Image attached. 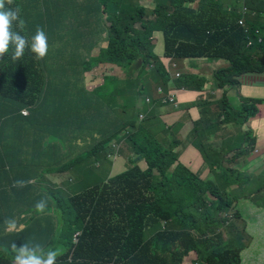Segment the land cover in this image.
<instances>
[{"label": "trees", "instance_id": "16d2710c", "mask_svg": "<svg viewBox=\"0 0 264 264\" xmlns=\"http://www.w3.org/2000/svg\"><path fill=\"white\" fill-rule=\"evenodd\" d=\"M133 1L5 0V10L18 8L23 21L22 28L13 22L12 31L30 38L42 29L48 53L37 60L26 49L13 60L10 46L0 57V264H14L13 242L56 249V264H240L243 251L256 241L245 233L250 226L246 209L259 207L264 178L246 175L240 183L228 166L251 150L254 139L241 130L237 146L219 138L231 122L241 128L246 113L255 114L254 104L222 107L217 116L210 114L215 106L210 98L188 105L199 113L188 137L199 155L189 157L180 154L182 142L169 141L172 127L166 128L153 109L139 120V99L147 96L144 78L152 75L156 88L170 82L160 56L224 62L213 74L212 86L220 90L243 74L264 73V0H244L247 30L237 25L238 9L225 10L218 0H153L148 10ZM105 21L110 23L108 46L95 55L93 40ZM58 70L75 74L64 125L81 144L74 159L68 148L62 158L57 152L55 163H64L60 172L77 171L90 189L70 195L71 188L31 185V209L21 225L13 214L18 205L11 201L17 182L38 175L44 167L39 155L49 158L51 149L37 142L24 149L17 136L30 130L34 114L48 106ZM88 73L94 77L85 84ZM177 86L203 89L196 75H182ZM109 143H125L132 156L124 172L99 182L94 165L110 164L103 150ZM18 169L24 178H11ZM41 199L47 200L44 213L35 208ZM8 220L16 222L14 230ZM191 253L194 258L185 262Z\"/></svg>", "mask_w": 264, "mask_h": 264}, {"label": "crops", "instance_id": "0c3cea01", "mask_svg": "<svg viewBox=\"0 0 264 264\" xmlns=\"http://www.w3.org/2000/svg\"><path fill=\"white\" fill-rule=\"evenodd\" d=\"M79 3L83 2L86 5L88 0H72ZM96 1V0H94ZM220 5L225 10L239 9L244 0H218ZM141 5L144 6V1H141ZM149 5L153 8L154 1L151 0ZM245 5V3H244ZM246 6V5H245ZM105 16L104 18H106ZM82 17L81 19H83ZM94 20H91L93 22ZM105 26L102 27L98 33L97 37L93 40L96 44L106 37V21ZM105 47L106 44H101ZM163 64H168L169 59L166 56H160ZM173 62L176 64V70L180 75H196L200 82L202 83V91H189L187 88H182L177 86V80L174 79V72L172 73L173 81L162 88L166 93H160L162 96H158V89H155L156 97L151 98V101H155L152 104V109L154 112L158 113L162 121L165 123L166 128L172 127L170 130L169 141L170 142H182L185 148L181 147L180 154L184 156H195L199 155L198 151L191 146L188 142L189 134L191 131L192 122L199 118V113L196 107L187 106L198 100H203L205 98H210L214 102V93L210 92L208 88L213 87L214 83L213 74L218 69L225 67V63L222 61H201L198 59H174ZM60 69V68H59ZM66 77V78H65ZM94 75L88 73L84 76L85 84H89V81L93 79ZM120 78H124L125 75L121 73ZM75 74L67 71H57L52 77L53 83L50 88L54 90L53 93L47 95L46 103L47 107L42 108L40 112L34 114L31 119V126L25 128L26 133L21 136H17V144L21 145L22 148L27 149V147L37 142L39 146L49 147L50 154L49 158H44L39 155L40 160L44 163L43 168H39L38 175L33 176L30 182H20L16 187L18 189L17 195L11 198L13 203H16L18 207L14 211L15 220L21 223L22 216L26 215V212L31 209L30 202L32 199L31 191L29 187L34 185L39 189L47 188H57L65 187L72 188L73 186L81 183L79 178V173L73 169L67 170L65 172H60L64 168V163H55V155L60 151V156L66 153L68 148L70 149L71 159L79 154V146L81 140L78 137L70 134L66 126L64 125V119L67 113V108L70 105L68 100L71 92L74 88ZM70 81V84L65 83ZM144 86L149 84L153 86L152 75L143 79ZM220 92V89H215ZM228 98L231 101L232 108H250V103L254 104L256 109L255 114L250 117L249 113H246V120L242 127L239 128L233 122L229 123L226 129H224L220 135V140L228 141L232 143L235 141L234 146H237L238 138H241L242 134H238V130L248 133L249 139H254V144L252 150L256 152L246 159L242 160L240 156L235 157V159L228 165L232 168V171L236 170H246L251 174L263 173L264 172V73L260 72H250L243 74L236 78L235 83L231 85L228 89ZM174 94V103L163 104L162 99L168 95ZM142 103V107L145 105L143 101L139 99V104ZM72 117V116H71ZM177 125H180L177 128ZM25 126H21V129ZM182 145V146H183ZM76 146V147H75ZM75 147V150H74ZM66 148V149H65ZM213 149H217L215 137L213 138ZM256 150V151H255ZM250 152V151H248ZM23 157H28L27 154H23ZM128 163L126 160L119 156L117 159V164H109V174L107 178H111L117 174L124 172L127 169ZM104 166L98 168V172L103 169ZM10 177L24 178L23 172L18 170H12ZM258 197L256 199L257 203ZM250 214V222L247 221L248 225L258 226L259 228H264V209L256 208L250 205V210L246 209ZM257 218V220H253ZM262 233L258 234V236ZM264 235V233H263Z\"/></svg>", "mask_w": 264, "mask_h": 264}, {"label": "rangeland", "instance_id": "374dc122", "mask_svg": "<svg viewBox=\"0 0 264 264\" xmlns=\"http://www.w3.org/2000/svg\"><path fill=\"white\" fill-rule=\"evenodd\" d=\"M141 1H144V6L146 7V9H152V7L149 5V2L151 0H140V4ZM139 2V0H134L133 4L137 5ZM130 3L127 4V6H129ZM107 16V15H106ZM109 26L110 23H108V21H106V37L104 38V40L98 42L96 44V46L93 48L92 53L97 55L98 54V50L99 49H103L106 48L108 46V35H109ZM154 39V38H153ZM155 41H157V39H154ZM106 44L105 47H102L101 44ZM115 74V73H114ZM116 76H118L119 74H115ZM167 83H163L160 84L159 86H157V89L159 90L163 85L165 86ZM232 85V84H231ZM230 85V86H231ZM230 86H226L224 87V89H222L220 92H217L215 90L214 87H210L208 88L210 90V92L214 93V103L215 106L210 108V114L212 116H217V115H222L220 112L222 110V107L227 108V107H231L232 103L228 98V91L227 89ZM146 89V95L150 96L151 98H155L156 97V93H155V89L156 86H153L152 84H149L145 87ZM143 101V104L146 105L145 100L146 97H141L140 98ZM232 108V107H231ZM232 109H236V108H232ZM156 116H159V114L156 112L155 113ZM144 120V119H143ZM141 120V122L143 121ZM85 145H92L91 143H89L88 141L84 142ZM104 153L107 155V158L109 160V162L111 163V161L115 164H117V159L119 158V156H122L126 162L128 163L129 159L132 156V152H130L127 148V145L125 143H122L121 145L118 144H114V143H109L106 144L103 148ZM256 151V150H255ZM257 152V151H256ZM256 152H254V150H250V152H247L245 155H241L240 158L242 160L246 159L248 156H251L252 154H255ZM102 166L99 163H96L94 165V167H96L97 169ZM129 166V164L127 165V167ZM234 171V170H233ZM99 173V177L97 178L99 182H103L106 181L108 178V174H109V164H106L103 169L101 171L98 172ZM246 175H261L264 178V172L261 173H254L251 174L248 171H244L242 170H236V172H234L232 178L237 177L238 180L241 183V180L244 178V176ZM254 179L251 178L250 181ZM90 188H88V184L85 182H81L75 186H73L69 193L70 195H81L84 191L88 190ZM259 207H263L264 206V190H261V192L258 194V200L256 203ZM223 214H219V216H222ZM199 218V213H198V217ZM250 221V220H249ZM251 226V225H250ZM250 226L249 228H245V233H247L248 235L250 234V241H254L256 238V241H254V244L250 250V247L247 250H244L241 256V263L240 264H264V228H257L255 232H252L250 230ZM240 227V226H239ZM216 233H219V231H215ZM262 233V235L258 236V234ZM224 235H228V232H226ZM227 240H223L222 244H226ZM253 253L254 256H253ZM194 258V254L191 253L186 259L185 262H188L190 260H192Z\"/></svg>", "mask_w": 264, "mask_h": 264}, {"label": "clouds", "instance_id": "9594fccd", "mask_svg": "<svg viewBox=\"0 0 264 264\" xmlns=\"http://www.w3.org/2000/svg\"><path fill=\"white\" fill-rule=\"evenodd\" d=\"M7 3L11 4L12 0H7ZM13 22H18L21 28L23 27V21L19 19V9L5 10V0H0V57L8 53L10 46H14L11 57L13 60H19L26 49L33 53L37 60L43 59L48 53L46 33L38 28L29 38L20 32L12 31ZM35 208L37 212L44 213L47 200L37 201ZM5 223L10 230L16 228L14 220ZM11 248L14 252V264H56L59 255L56 249H46L38 242H24L19 246L13 242Z\"/></svg>", "mask_w": 264, "mask_h": 264}, {"label": "built area", "instance_id": "2783aa9c", "mask_svg": "<svg viewBox=\"0 0 264 264\" xmlns=\"http://www.w3.org/2000/svg\"><path fill=\"white\" fill-rule=\"evenodd\" d=\"M249 13V10L247 9V7L244 5V3L242 2L241 6L238 9V14L240 15V17L237 19V25L239 27H241L243 30H247L248 26L246 23V16ZM250 15H253L252 12H250ZM258 31L255 30V33H257ZM250 42L247 43V45H249ZM169 59V63L168 64H163L166 70V73L168 74V77H170V81H173L172 77V73L174 72V79L178 80L182 75L179 74V72L176 70V64L173 62V60L175 58L173 57H168ZM158 93H164L162 87L158 90ZM175 100V95L174 94H168L166 95L163 99H162V103L163 104H168V103H174ZM155 102V101H154ZM151 101L150 98L146 97L145 103L146 105H151L150 108H148L147 111H144L143 107H142V103L139 104V120H143L147 117L148 112L152 109V104L154 103ZM21 113L23 115H27L28 114V110L24 109L21 111Z\"/></svg>", "mask_w": 264, "mask_h": 264}]
</instances>
